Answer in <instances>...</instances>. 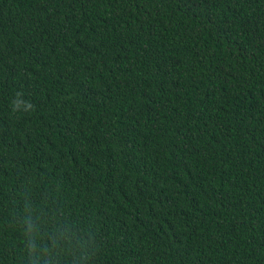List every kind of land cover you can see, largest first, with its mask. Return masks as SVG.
Here are the masks:
<instances>
[{
    "label": "trees",
    "instance_id": "16d2710c",
    "mask_svg": "<svg viewBox=\"0 0 264 264\" xmlns=\"http://www.w3.org/2000/svg\"><path fill=\"white\" fill-rule=\"evenodd\" d=\"M0 264H264V0H0Z\"/></svg>",
    "mask_w": 264,
    "mask_h": 264
}]
</instances>
